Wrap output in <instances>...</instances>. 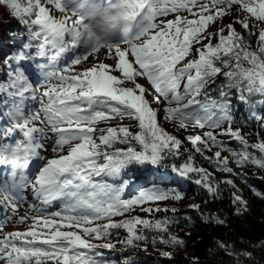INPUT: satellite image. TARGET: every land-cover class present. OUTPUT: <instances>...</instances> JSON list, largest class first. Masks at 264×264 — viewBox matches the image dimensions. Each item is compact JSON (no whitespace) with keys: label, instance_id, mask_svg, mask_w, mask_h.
<instances>
[{"label":"snow or ice","instance_id":"1","mask_svg":"<svg viewBox=\"0 0 264 264\" xmlns=\"http://www.w3.org/2000/svg\"><path fill=\"white\" fill-rule=\"evenodd\" d=\"M0 3L26 27L24 33H10L13 43L21 44L6 58L3 91L12 102L0 116L7 117L0 125V168L10 182L0 183V232L26 203L22 189L31 186L39 201L28 204L32 215L16 221L31 220L27 231L0 237L2 264H110L99 250H113L117 243L121 251L142 245L146 251L148 244L182 246L184 240L169 232L178 219L155 218L169 211L160 204L182 200L180 182L191 180V174L213 197L219 188L194 156L176 162L184 154L182 141L161 121L176 122L178 130L200 129L186 140L220 172L243 177L230 163L264 169V157L257 159L249 151L264 153V140L249 143L248 134L233 128L231 103L235 89L236 99L248 110L247 119L264 129V113L256 110L264 106V0ZM234 11L241 15L232 24L208 31L210 24ZM169 15L174 18L167 19ZM101 20L105 31L117 30L115 39L102 40L97 34ZM100 49H107L112 65L100 61L74 70ZM69 52L74 55L61 63ZM30 74L43 91L41 108L26 113V99H36L38 91ZM221 74L225 83L218 86L217 100L206 89ZM256 95L261 99L252 102ZM101 123L106 126L98 127ZM224 136L238 141L241 150L229 147L220 139ZM50 138L52 157L44 154ZM213 147L220 150L207 155ZM225 151L230 157L222 156ZM30 164L34 179L26 174ZM223 183L232 187L233 203L246 210L242 190L232 179ZM255 194L264 198V193ZM54 201L60 202L58 210H50ZM191 207L199 210L198 205ZM171 211L175 214L176 209ZM118 230L124 233L119 239ZM147 233L154 235L149 238ZM161 255L171 257L170 252ZM242 255L251 259L252 254Z\"/></svg>","mask_w":264,"mask_h":264},{"label":"trees","instance_id":"2","mask_svg":"<svg viewBox=\"0 0 264 264\" xmlns=\"http://www.w3.org/2000/svg\"><path fill=\"white\" fill-rule=\"evenodd\" d=\"M239 12H233L231 15L223 17L228 24H232L238 16ZM238 31L243 34L244 30L239 24L234 25ZM25 25L10 14V10L5 4L0 3V46L8 47L3 51L5 57L0 56V110H4L7 104H11V99L7 93L3 91V86L8 82V73L6 70V58L11 56L21 44L20 40L13 43L10 33H24ZM24 39H27L25 36ZM255 38H253L254 43ZM213 40V43H216ZM75 71H81V68H74ZM223 75H218L214 83L208 86L206 91H209L210 97L217 100L219 96V85L224 84ZM148 86V85H147ZM252 102L259 101V95L252 96ZM232 114L234 116L233 128H239L242 133L248 134L249 143L264 140V129H261L254 121L248 120V110L246 105L240 103L236 99L235 89L232 90ZM256 110L264 113V106L257 105ZM135 124V122H130ZM162 126L170 134L181 139V156L176 162L184 163L188 155L195 158L197 166L207 169L213 174V183L218 186L219 193L213 197L205 188L197 185L195 174L191 180H182L180 188L183 192L182 200L178 202L164 201L160 204L161 208H168V212H158L155 214L156 219L164 217L178 219V223L172 224L169 227V232L177 235L184 240L182 246L166 247L153 246L148 244L147 250H143V245L140 249H129L126 251L120 250V245L117 243L113 250L100 249L103 252L104 258L110 264H264V198L255 194V192L264 193V169L259 166L249 164L246 167L238 168L234 163L230 166L238 173H243V177L230 175L220 172L216 169L214 162L205 159L204 156L196 153L192 145L186 140L188 135L199 134L200 129L194 132L177 128V123L174 121H161ZM101 123L98 127H105ZM227 127V124L224 125ZM229 147L235 150H241L242 146L235 139L224 136L220 137ZM188 149V152H184ZM220 149L213 147L212 151L206 153L213 156ZM253 155L260 159L264 157V153L249 149ZM222 156H229L228 152H222ZM225 179H232L237 187L242 190L243 199L247 202L246 210L239 204H234L232 200L233 189L230 185L223 183ZM33 200L35 199L34 192ZM199 206V210L191 207ZM176 209L175 214L171 209ZM28 211V207L24 208ZM139 214L141 218H151L146 213ZM116 220L122 217L115 218ZM217 219L223 220L224 223H218ZM29 222L23 224L20 228L28 230ZM116 231V230H114ZM119 231V238L123 237V230ZM9 232V230H6ZM151 238L154 233H147ZM221 245L226 246L222 247ZM163 252H170L171 257L165 258L161 255ZM251 253V259L242 255L243 253Z\"/></svg>","mask_w":264,"mask_h":264},{"label":"rangeland","instance_id":"3","mask_svg":"<svg viewBox=\"0 0 264 264\" xmlns=\"http://www.w3.org/2000/svg\"><path fill=\"white\" fill-rule=\"evenodd\" d=\"M59 15L60 14H57V16H59ZM173 18H174L173 15H169L167 17V19H173ZM226 24H227V20L226 19H223V18L218 19L216 22H214V23L209 25L208 31H216L218 28L223 27ZM2 51L3 50L1 49L0 50V55L3 54ZM72 55H74V53H72V52H69V53L65 54V56H67V58L69 56H72ZM1 56H3V55H1ZM100 61H103V62H105V63H107L109 65H112L114 63L113 60L107 58V49H100V51L98 53L94 54L93 56H90L89 59L84 63V65L86 66V69H88V68L92 67L94 63H98ZM30 82L34 86L35 78L31 79ZM140 83L144 84L145 86H147V82L145 80H143V79L140 80ZM39 97H38V105H37V107L32 108V110L30 112H35V111H37V110H39L41 108V103H40ZM27 101L29 102V98L26 99L25 102H27ZM0 116H4V113H0ZM3 119L7 122V117L6 116ZM3 119H0V123L1 124L3 122ZM17 134H19V133H17ZM46 149H47V151H46V153H44L45 155H47L48 157H52L53 155H55L48 146L46 147ZM2 169L3 168H0V180H1L0 183H2L4 181H9L10 182V177L9 176H7L6 178H5L4 175L2 176V172H1ZM33 179H34V175H33ZM20 194L25 198L26 203H24V205L26 206V204L28 203V201L30 199L29 198L30 197L29 194H27V187L22 189ZM35 204H39V202L38 203L36 202ZM59 207H60V202L59 201H54L53 204H52V208L50 210H54V209L58 210ZM11 211L12 210L9 209L7 214L8 215H12ZM19 217H21L19 215V213H15V215L12 216V222L11 223L16 222ZM11 230H13V231H27L26 229H23V228H11ZM0 237H2V236H0ZM0 264H2V262H0Z\"/></svg>","mask_w":264,"mask_h":264},{"label":"clouds","instance_id":"4","mask_svg":"<svg viewBox=\"0 0 264 264\" xmlns=\"http://www.w3.org/2000/svg\"><path fill=\"white\" fill-rule=\"evenodd\" d=\"M93 2L99 3L101 0H93ZM106 2V0H105ZM105 21L101 20L98 21L99 29H98V35L101 36L102 40L110 41L117 37V30L115 28H110L108 31H105ZM108 23H117L115 21H111Z\"/></svg>","mask_w":264,"mask_h":264},{"label":"bare ground","instance_id":"5","mask_svg":"<svg viewBox=\"0 0 264 264\" xmlns=\"http://www.w3.org/2000/svg\"><path fill=\"white\" fill-rule=\"evenodd\" d=\"M30 170H31V166L29 165V168L26 170V173H29Z\"/></svg>","mask_w":264,"mask_h":264}]
</instances>
